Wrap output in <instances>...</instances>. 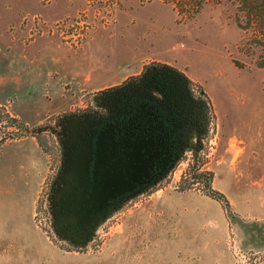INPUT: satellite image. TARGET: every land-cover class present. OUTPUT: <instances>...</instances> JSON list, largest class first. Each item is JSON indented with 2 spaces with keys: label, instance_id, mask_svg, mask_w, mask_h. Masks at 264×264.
I'll use <instances>...</instances> for the list:
<instances>
[{
  "label": "rangeland",
  "instance_id": "obj_1",
  "mask_svg": "<svg viewBox=\"0 0 264 264\" xmlns=\"http://www.w3.org/2000/svg\"><path fill=\"white\" fill-rule=\"evenodd\" d=\"M244 8L0 0V264H264V37ZM155 63L205 92L208 130L198 139L194 128L176 172L86 245L51 241L45 201L64 119Z\"/></svg>",
  "mask_w": 264,
  "mask_h": 264
},
{
  "label": "flooded vegetation",
  "instance_id": "obj_2",
  "mask_svg": "<svg viewBox=\"0 0 264 264\" xmlns=\"http://www.w3.org/2000/svg\"><path fill=\"white\" fill-rule=\"evenodd\" d=\"M210 118L207 98L161 63L103 91L96 107L71 113L45 201L48 238L86 245L84 236L115 209L176 172L193 129L200 139Z\"/></svg>",
  "mask_w": 264,
  "mask_h": 264
},
{
  "label": "trees",
  "instance_id": "obj_3",
  "mask_svg": "<svg viewBox=\"0 0 264 264\" xmlns=\"http://www.w3.org/2000/svg\"><path fill=\"white\" fill-rule=\"evenodd\" d=\"M172 2H176L181 6L182 10H187L189 12H194L199 10V8L203 5V3L211 0H168ZM216 2H221L223 0H212ZM241 3L245 6L248 12H252L256 15L257 23L261 28V37H264V0H240ZM262 40V39H260ZM264 42V41H262ZM210 182V181H209ZM212 193H217L219 195H223L220 191L212 190Z\"/></svg>",
  "mask_w": 264,
  "mask_h": 264
},
{
  "label": "built area",
  "instance_id": "obj_4",
  "mask_svg": "<svg viewBox=\"0 0 264 264\" xmlns=\"http://www.w3.org/2000/svg\"><path fill=\"white\" fill-rule=\"evenodd\" d=\"M194 86H195V85H194ZM195 88H196L197 90H199L200 93H201L203 96H205V92H204L202 89H200L199 86L196 85ZM207 102H208V104H209V106H210V114L212 115L213 111H212V108H211V103H210V101H208V100H207ZM212 116H213V115H212Z\"/></svg>",
  "mask_w": 264,
  "mask_h": 264
}]
</instances>
